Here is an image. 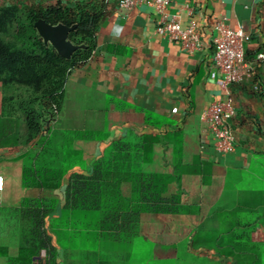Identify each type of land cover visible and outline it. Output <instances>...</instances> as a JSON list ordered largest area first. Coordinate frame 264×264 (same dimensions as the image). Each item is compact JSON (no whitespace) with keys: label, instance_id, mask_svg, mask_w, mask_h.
Returning a JSON list of instances; mask_svg holds the SVG:
<instances>
[{"label":"crops","instance_id":"crops-1","mask_svg":"<svg viewBox=\"0 0 264 264\" xmlns=\"http://www.w3.org/2000/svg\"><path fill=\"white\" fill-rule=\"evenodd\" d=\"M75 1L0 0V6ZM106 4L96 54L69 75L64 109L46 136L0 148V247L6 248L0 264H14L11 260L31 235L35 208L23 206L25 197L57 200L45 217L56 264H264V60L257 58L264 51V0H170L166 15L185 26L198 22L203 46L196 51L158 32L163 15L155 5L127 9L116 0ZM218 21L233 29L245 27L247 56L254 66L229 92L237 112L232 119L236 142L227 154L216 148L202 120L211 103L224 96L223 75L214 59ZM148 112L162 122L148 123ZM146 134L164 138L154 143L149 159L143 158ZM171 138L183 142L181 165L186 169L165 195L179 192L190 211L143 212L135 234L98 227L99 216L89 211L64 214L72 176L91 175L116 141L126 144L123 154L132 169L173 174ZM65 152L76 162L59 188L23 184L26 164L57 167ZM122 190L131 196L132 183L124 181Z\"/></svg>","mask_w":264,"mask_h":264},{"label":"trees","instance_id":"trees-1","mask_svg":"<svg viewBox=\"0 0 264 264\" xmlns=\"http://www.w3.org/2000/svg\"><path fill=\"white\" fill-rule=\"evenodd\" d=\"M106 12V0L59 2L48 7L25 4L0 6V85L4 93L0 106V148L31 143L40 136H46L44 133L51 129L50 122L58 119L64 109L69 75L88 64L96 54L97 32ZM60 23L77 26L70 31L67 44L57 48L46 40L40 25ZM151 115L147 113L148 123L162 122L153 120ZM163 139L159 135H144L143 158L149 159L154 143ZM171 139L175 144L173 174L132 169L123 154L126 144L114 142L111 149L95 162L91 175L78 173L72 176L66 191L64 214L67 211H89L99 216L96 226L108 231L127 228L135 234L136 222L143 212L190 211L182 204L179 192L169 197L165 195L171 182H181L186 169L181 165L183 142L178 138ZM45 140L43 137L41 144L45 145ZM70 157L73 158L65 152L64 163L57 167L39 166L34 162L26 164L23 184L59 188L65 174L76 162L70 161ZM124 181L132 183L131 196L123 193ZM56 203L55 199H23L24 207L35 208L28 229L31 235L12 263L32 264L34 256L46 248L50 263L56 264L57 249L45 229V217ZM4 251L6 248L0 247V252Z\"/></svg>","mask_w":264,"mask_h":264},{"label":"built area","instance_id":"built-area-1","mask_svg":"<svg viewBox=\"0 0 264 264\" xmlns=\"http://www.w3.org/2000/svg\"><path fill=\"white\" fill-rule=\"evenodd\" d=\"M123 8L131 9L139 3L155 5L160 13L161 20L157 30L160 34L172 41L182 44L188 51L202 48V33L196 19L185 26L176 16H168L165 10L170 0H116ZM217 34L214 37V59L218 69L222 72L221 87L224 96L215 99L208 110L202 114V120L207 124L216 148L224 153H230L236 142V134L232 127V119L237 110L236 103L230 96V90L235 83L242 81L253 73V63L247 56L246 42L249 38L245 27L233 29L226 21L216 23ZM259 60H264V51L257 54ZM4 187L3 175L0 174V190ZM32 264H51L46 249L36 255Z\"/></svg>","mask_w":264,"mask_h":264},{"label":"water","instance_id":"water-1","mask_svg":"<svg viewBox=\"0 0 264 264\" xmlns=\"http://www.w3.org/2000/svg\"><path fill=\"white\" fill-rule=\"evenodd\" d=\"M77 24L69 26L63 23L58 25L41 24L40 29L46 40L51 41L57 48H62L67 44L70 31L76 28Z\"/></svg>","mask_w":264,"mask_h":264},{"label":"rangeland","instance_id":"rangeland-1","mask_svg":"<svg viewBox=\"0 0 264 264\" xmlns=\"http://www.w3.org/2000/svg\"><path fill=\"white\" fill-rule=\"evenodd\" d=\"M4 38L5 39H8V36H4ZM3 89H2V87H1V85H0V106H1V104H2V97H3ZM32 155H34V154H32ZM151 264H166V263H164V262H162V261H158V260H155V261H153Z\"/></svg>","mask_w":264,"mask_h":264}]
</instances>
